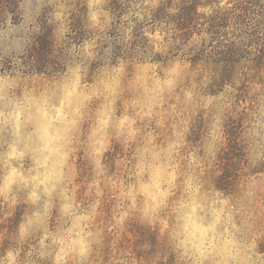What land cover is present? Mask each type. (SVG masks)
<instances>
[{
    "label": "rangeland",
    "instance_id": "374dc122",
    "mask_svg": "<svg viewBox=\"0 0 264 264\" xmlns=\"http://www.w3.org/2000/svg\"><path fill=\"white\" fill-rule=\"evenodd\" d=\"M248 1L0 0V77H18L21 88L25 84L38 87L46 80L61 81L69 69L79 66L86 81L92 83L103 69L123 61L128 75L117 105L123 111L124 100L133 99L136 93L129 82L140 67L156 66L162 78L168 69L177 67L175 92L164 96L163 124L154 114L144 117L138 126L145 134L155 133L156 143L163 146L183 134L188 149L202 163L203 171L200 167L195 170L205 187L223 191L238 210L241 230L237 238L250 257L247 264H264V59L256 63L261 53L255 50L264 44V0L253 6L255 14L245 23ZM184 8L201 17H227L229 26L222 40L210 38L208 25L188 40L181 39L176 15ZM93 12L98 13L99 22L92 19ZM225 39L252 42L254 48L242 53L240 63L228 67L216 62L225 55L224 48H219ZM217 121L220 140L209 154L206 145L212 142ZM140 146L125 144L122 136L113 138L105 159L108 175L123 174L127 179V170L138 162L136 149ZM183 165L187 168L188 161ZM93 176V166L81 154L77 182L85 204L91 201L86 185ZM16 195L19 202L10 217L5 218L9 209L0 201V232L9 235L34 210L24 203L26 190ZM118 203L116 194L107 189L92 264H186L170 232H162L159 223L139 213L125 231L113 228L109 232ZM39 236L35 233L30 243L39 247ZM39 264L50 261L41 259Z\"/></svg>",
    "mask_w": 264,
    "mask_h": 264
},
{
    "label": "clouds",
    "instance_id": "9594fccd",
    "mask_svg": "<svg viewBox=\"0 0 264 264\" xmlns=\"http://www.w3.org/2000/svg\"><path fill=\"white\" fill-rule=\"evenodd\" d=\"M92 19L99 22L98 13ZM177 71L168 69L162 78L156 66L140 67L129 82L136 93L124 100L123 111L117 106L128 75L123 61L103 69L92 83L79 66L61 81L46 80L38 87L21 88L18 77H0V201L9 209L5 218L10 217L19 202L17 191L26 190L24 203L34 209L22 217L14 234L0 232V264H39L41 259L92 264L107 189L119 200L109 232L125 231L139 213L170 232L186 264H247L250 257L237 238L238 210L223 191L205 187L195 170L200 167L202 172V163L183 134L163 146L156 143L155 133L145 134L138 126L154 114L163 124L164 96L175 92ZM187 98L192 99L191 92ZM211 135L209 154L220 140L219 121ZM121 136L125 144L142 145L127 179L108 175L105 164L113 138ZM81 154L94 172L86 185L91 197L87 204L77 182ZM37 232L39 247L30 243Z\"/></svg>",
    "mask_w": 264,
    "mask_h": 264
},
{
    "label": "trees",
    "instance_id": "16d2710c",
    "mask_svg": "<svg viewBox=\"0 0 264 264\" xmlns=\"http://www.w3.org/2000/svg\"><path fill=\"white\" fill-rule=\"evenodd\" d=\"M209 3L211 0H199ZM251 4H247L248 8L245 9V17L243 18L244 22H250L252 13L255 14L253 6L260 5V0H249ZM248 1V2H249ZM200 3V2H199ZM202 3V2H201ZM258 14V13H256ZM177 27L182 33L181 39L188 40L194 33L204 29L206 25L209 26V35L211 39L218 37V41H221L225 34L223 31L229 26V20L227 17H221L218 15H209L201 17L197 11H192L191 9H181L177 11ZM214 47V46H213ZM254 48V43L242 42L240 40H227L225 39L221 42V47L224 48L225 55L219 59L218 63L226 64L228 67H234L236 64L241 62L242 53L247 54L250 51V48ZM258 53H261L259 56L260 59L256 60V63L263 61L264 59V44L255 48ZM200 60V59H199ZM198 61V58H197ZM221 79L224 80L225 76H221Z\"/></svg>",
    "mask_w": 264,
    "mask_h": 264
}]
</instances>
